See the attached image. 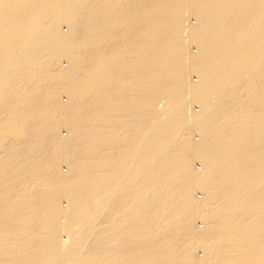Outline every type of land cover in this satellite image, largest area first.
<instances>
[{
    "label": "bare ground",
    "instance_id": "6f19581e",
    "mask_svg": "<svg viewBox=\"0 0 264 264\" xmlns=\"http://www.w3.org/2000/svg\"><path fill=\"white\" fill-rule=\"evenodd\" d=\"M0 264H264V0H0Z\"/></svg>",
    "mask_w": 264,
    "mask_h": 264
},
{
    "label": "rangeland",
    "instance_id": "374dc122",
    "mask_svg": "<svg viewBox=\"0 0 264 264\" xmlns=\"http://www.w3.org/2000/svg\"><path fill=\"white\" fill-rule=\"evenodd\" d=\"M188 19H189V21H190V22L188 21L189 23H194V22H196V20H195L194 18H193V19H194V20H193L192 17H188L187 20H188ZM190 19H192V20H190ZM191 21H193V22H191ZM188 22H187V23H188ZM62 27H63L64 29H67V28L65 27V25H62ZM185 34H186V33H185ZM191 47L194 48V49H193L194 51H196V48H195V47H193V46H191ZM63 63H65V62L63 61ZM194 76H195L196 78H195ZM191 78H192V79L194 78V80H196V79H197V76H196L195 74H191ZM62 97L64 98V96H62ZM162 101L164 102V99H163ZM163 102L160 101V102H159V105H162ZM190 106H192V108H194L195 110L199 109V107H198L197 105H195V103H193V105L191 104ZM194 109H193V110H194ZM197 111H198V110H197ZM61 131H62L63 134H67V132H65L64 128H62ZM193 134H194L193 136H194L195 139H198V140L200 139V138H199L200 136H198L199 134H198L196 131H194ZM197 164H198V165H197ZM62 165H63V166H62ZM62 165H61V167H63L62 169L66 170L67 167L64 166V164H62ZM196 165H197V168H201V164H199L198 161H197V162L195 161V166H196ZM65 167H66V168H65ZM196 191H197V192H196ZM196 191H195V192L197 193V194L195 193L196 196L198 195L199 197H202V192L199 191L198 189H196ZM199 197H198V198H199ZM62 201H65V200H62ZM62 203H63V202H62ZM63 204H66V205H67V202L65 201V203H63ZM198 219H200V220H198ZM196 220H197V221H196V224L198 223L197 225H199L200 227H201V225H202V227H203V224H204V223L202 222L201 218H198V217H197ZM201 222H202V223H201ZM65 233H66L65 231H62V233H61V237H62V239H63L64 235H66V236L64 237V240H67L66 238H68V237H67V234H65ZM63 234H64V235H63ZM197 249H198V250H197ZM197 251H198V252H197ZM196 253H197L200 257L205 256L203 250H202L201 247H199V246H197V248H196Z\"/></svg>",
    "mask_w": 264,
    "mask_h": 264
}]
</instances>
